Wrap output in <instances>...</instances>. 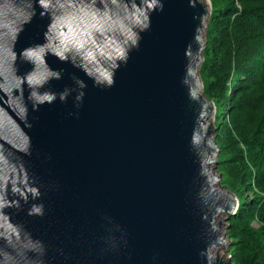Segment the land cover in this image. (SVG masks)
Segmentation results:
<instances>
[{
    "label": "water",
    "instance_id": "95a60500",
    "mask_svg": "<svg viewBox=\"0 0 264 264\" xmlns=\"http://www.w3.org/2000/svg\"><path fill=\"white\" fill-rule=\"evenodd\" d=\"M52 3L0 0V262L230 264L212 255L238 205L212 167L214 108L199 76L209 0ZM75 5L107 6L108 18ZM53 24L81 50L60 59ZM117 46L127 59L109 69L100 53ZM98 68L112 71L110 87L94 82Z\"/></svg>",
    "mask_w": 264,
    "mask_h": 264
},
{
    "label": "trees",
    "instance_id": "16d2710c",
    "mask_svg": "<svg viewBox=\"0 0 264 264\" xmlns=\"http://www.w3.org/2000/svg\"><path fill=\"white\" fill-rule=\"evenodd\" d=\"M210 5L200 77L203 95L216 108L217 169L239 201L227 224L230 254L233 264H264V122L249 130L243 126L232 130L229 125L226 133L223 130L228 118L237 123V113L253 115L260 101L264 103V0H210ZM252 59H256L253 66ZM255 71L259 76L245 90L241 76ZM226 112L228 118L223 117ZM259 113L264 120V106ZM245 122L252 124L246 118ZM246 190L254 195L249 202Z\"/></svg>",
    "mask_w": 264,
    "mask_h": 264
},
{
    "label": "clouds",
    "instance_id": "9594fccd",
    "mask_svg": "<svg viewBox=\"0 0 264 264\" xmlns=\"http://www.w3.org/2000/svg\"><path fill=\"white\" fill-rule=\"evenodd\" d=\"M110 2L112 4L116 3V0H110ZM36 5L43 9L45 12H47V10L50 7H53V3L52 0H35ZM94 3V0H93ZM158 5V0H144V8L145 9H152V8H156ZM61 8H64L65 5L64 4H60L59 5ZM67 7L69 9H72L74 7L73 3L69 2L67 4ZM133 7L135 8V5H133ZM160 8L162 9V5H160ZM75 10L78 13H83L84 15H91L93 19H96L97 21L102 20V19H106L108 18V9L107 6L105 7L104 13L101 15L98 10H93L90 13L87 11V5H85L84 7H81L80 5H75ZM136 11L139 12V15L143 17V24L142 27L144 29H147L149 27L148 25V15L144 12V11H140L139 9H136ZM36 14V9L34 8L32 10V13L30 14V16L28 17L29 19L31 18V15H35ZM26 22V21H25ZM53 27H55V24H53L52 26L49 27V33H51V35L47 36V39L49 41V46H53V44H55L56 46L60 47L62 49V51H56V55H58L60 57V59H65L66 56L64 55V53H67L69 51L72 50V48L76 49L77 51L81 50V48L83 47L82 44H74L72 45V48L66 46L64 39L62 38L64 35L63 31L60 32H56L53 33L52 29ZM97 32H100L101 35H103V32H101L100 28H96L95 29ZM131 43V45L135 46L137 43V38L134 37V35L132 33H129L127 36V39L123 41L124 45H127L128 43ZM89 43H91L94 47L99 48L100 46L95 44V41L92 40L91 38H89ZM29 50L26 49L25 53H27ZM55 51V49H54ZM103 56H106L107 60L111 61V63L109 64V69H116L118 67V65L115 63V60L119 59V60H126L127 56H126V49L125 47L122 46H117L114 51L112 53H108V52H101L100 53ZM92 52H88L87 57H92ZM97 71L99 72V76L96 78V80L94 81L97 84H104L107 87H110L113 84V79H112V71L110 70H100L99 68L97 69ZM56 75L57 78L58 74H54ZM80 87L83 88L85 87V85L83 84V82H80ZM64 95H61V99H64ZM80 95L82 96L83 93H80ZM54 96L51 95H45L43 97V100L45 101H51L52 99H54ZM77 99H79V96L77 97ZM15 190V189H14ZM39 214L40 213V208L33 206L31 209L30 214ZM32 249L34 250L33 246ZM0 264H3V262H0Z\"/></svg>",
    "mask_w": 264,
    "mask_h": 264
},
{
    "label": "rangeland",
    "instance_id": "374dc122",
    "mask_svg": "<svg viewBox=\"0 0 264 264\" xmlns=\"http://www.w3.org/2000/svg\"><path fill=\"white\" fill-rule=\"evenodd\" d=\"M209 2H210V0H209ZM209 20H210V18H209ZM209 24V23H208ZM208 28V27H207ZM206 32H207V30H206ZM206 32H205V46H206ZM204 53V52H203ZM202 58H203V54H202ZM262 58V57H261ZM263 59V58H262ZM203 61H204V58H203ZM251 62H252V66H253V63H255L256 62V59L254 60V59H252L251 60ZM203 63V62H202ZM202 66V65H201ZM200 69H201V67H200ZM200 69H199V76H200ZM232 76V75H231ZM234 76V75H233ZM233 76H232V78H233ZM259 76V74L257 73L256 74V71L255 72H251V74L247 77L246 75H243V76H241L242 78H241V81H240V83L242 84V85H244L246 88H245V90L246 89H248V88H250L251 86H252V83L257 79V77ZM200 79H201V77H200ZM202 82V81H201ZM240 83H236L237 85H240ZM233 84V82H231L230 83V85H232ZM202 93H203V91H202ZM230 96H233L232 94L230 95ZM232 98V97H231ZM257 100H258V98H257ZM209 102H211V104L213 105V108H214V114H213V117H212V119L210 120V124L213 126V127H215L216 128V131H217V127H216V125H215V122H216V117H215V114H216V108H215V103L213 102V101H210V100H208ZM241 105V103H239V107H241L240 106ZM262 106H264V103H263V101H260V105H259V107L257 108V113H255V114H253V115H250V113L249 112H245V111H242L243 112V116L242 117H240L239 115H240V113H237V116H236V120H237V123L236 122H234V123H230V120H229V118H228V116H227V112H226V115H223V117H227L228 119L226 120V122H225V124H223V130H224V132L226 133V125H229V128L231 129V127H232V130H235V128L236 127H240V126H243V127H245V130H249L250 129V127H251V125H252V127L254 128L258 123H259V121L261 120V122H264V120H262L261 119V117H260V113H259V109H260V107H262ZM240 109V108H239ZM245 118L247 119V120H251L252 121V124H249V123H247V122H245ZM235 123H236V125H235ZM228 128V127H227ZM215 134H216V132H215ZM224 138V137H223ZM215 139H216V137H215ZM227 139H228V136H227ZM217 145V144H216ZM218 148V147H217ZM218 156H219V152H218ZM218 156H217V163H216V165L215 166H212V167H214L215 168V175L216 176H219L220 177V181H219V183H218V186H220V187H223L226 191H229L227 188H226V186H225V184H224V182H223V176H222V174L218 171V169H217V167H218ZM229 192H231V191H229ZM232 193V192H231ZM233 194V193H232ZM234 195V197L236 198V196H235V194H233ZM244 197H245V201L246 202H249V201H251L253 198H254V195L250 192V191H248V190H246L245 192H244ZM236 200H237V198H236ZM237 205H238V207H239V201L237 200ZM238 207H237V209H238ZM237 211V210H236ZM236 213V212H235ZM221 218H223V216L221 217ZM229 223V217L227 218V220L225 221V225H224V227L222 228V235L224 236V239L226 240V242H227V245H225V246H223V250L221 251V253H220V257L223 259V260H230V264H233V258H232V255L230 254V249H231V246H232V240H230V237H229V234H228V224ZM253 225V224H252ZM217 256H219V255H217ZM216 257V255L215 254H213V258H215ZM219 257V258H220Z\"/></svg>",
    "mask_w": 264,
    "mask_h": 264
},
{
    "label": "bare ground",
    "instance_id": "6f19581e",
    "mask_svg": "<svg viewBox=\"0 0 264 264\" xmlns=\"http://www.w3.org/2000/svg\"><path fill=\"white\" fill-rule=\"evenodd\" d=\"M221 217H222V216H220L219 218H217V222L221 219ZM221 230H222V229H221ZM221 235H222V231H221ZM220 237H221V236H220ZM223 246H224V245H221V246H219V247L217 248V250H214V252L212 253V255H213V254H215V255L217 254V255H219V256H217V255H216V256H217V257H220V253H221V251H222V249H220V248H223ZM219 249H220V250H219ZM218 250H219V251H218ZM220 258H221V257H220Z\"/></svg>",
    "mask_w": 264,
    "mask_h": 264
}]
</instances>
